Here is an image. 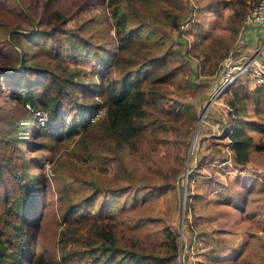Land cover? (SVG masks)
I'll return each mask as SVG.
<instances>
[{
    "label": "rangeland",
    "instance_id": "374dc122",
    "mask_svg": "<svg viewBox=\"0 0 264 264\" xmlns=\"http://www.w3.org/2000/svg\"><path fill=\"white\" fill-rule=\"evenodd\" d=\"M257 1L121 0L135 34L127 46L106 0H0V72L17 69L26 52L28 64L75 70L76 80L92 85L109 64L107 78L118 80L130 69L128 84L146 97L142 130L129 143L116 142L104 115L77 124L79 132L61 140L58 131L33 121L18 132L25 164L18 175L47 180L40 233L52 264L64 258L99 263L104 238L94 229L101 227L112 229L122 247L149 257L143 264H264V132L250 123L264 122V103L256 101L258 85L243 74L217 92L226 57L242 63L264 51V25L242 30ZM0 80L5 110L26 117L10 97L11 78ZM73 91L83 104H104L102 97ZM235 95L244 106L238 119L228 105ZM236 125L250 139L244 156L231 149ZM66 210L87 218L80 231L86 239L62 250L54 242ZM21 214L27 215L11 213L0 222L5 237L15 239L10 220ZM41 247L38 240L34 252ZM11 262L9 254L4 263Z\"/></svg>",
    "mask_w": 264,
    "mask_h": 264
},
{
    "label": "trees",
    "instance_id": "16d2710c",
    "mask_svg": "<svg viewBox=\"0 0 264 264\" xmlns=\"http://www.w3.org/2000/svg\"><path fill=\"white\" fill-rule=\"evenodd\" d=\"M106 6L110 10L112 25L119 41L128 46L135 34H132L131 28H128V17L122 9L121 0H106ZM25 42L29 43L27 39ZM25 55L26 52H23L18 58L20 62L17 69L4 68L0 72V77L11 78L10 97L12 101L22 105L23 112L27 115L22 117L6 111L0 99V115L5 119L0 124V191L2 203L7 204L0 210V222L5 224L8 221V215L11 213L19 211L24 214L27 213L26 217L21 214L19 217H13L10 220L13 226L14 240L11 237L10 239L5 237L6 233L0 230V264H5V257L9 254L12 255L11 264H52L51 260L49 261L44 254L47 252L45 248L46 237L40 233L42 214L39 209L43 207L41 205L47 180L44 178L40 182L34 176H29L30 179L26 180L18 175L17 171L22 166L25 167L20 159L21 148L18 132L33 121L41 129L58 131L56 132L59 134L57 138L61 140L78 133L77 124H89L90 121L86 119L87 116L92 115L102 105L105 110L99 115V118L105 116L107 130L116 142L129 143L142 130L143 124L141 122L145 115L143 105L146 97L142 88L135 84H128L127 77L130 74V69L121 70V78L111 80L106 76L108 64L105 70L99 69V76L98 73H95L99 83L91 82V85L76 80L74 78L77 76L75 70L68 74L46 70L38 65L28 64ZM134 72H140V70L136 69ZM75 88H79L80 92L90 99L104 98V104L102 102L81 103L73 91ZM256 91L258 95L256 101L264 103V90L257 87ZM240 96L235 95L234 98L228 99V105L231 108L229 112L236 119L241 116L242 107H244L237 104L242 99ZM25 104H29L34 109L47 110L49 123L43 127L39 126ZM67 113L72 118L71 122L68 123L65 122V114ZM250 123L255 129L264 132V122L251 121ZM63 128L66 129L61 130ZM242 133V126L232 127L231 149L244 156L248 154L247 146L250 144V139L247 136L243 138ZM24 142L28 143L29 141L24 139ZM27 162H35V158L25 163L27 164ZM35 202L37 203L35 204ZM11 206L15 207V210ZM31 210L33 211L32 214H30ZM74 212V210L70 212L66 210L62 215L63 227L59 230L58 237L54 242L62 250H65L69 243L75 246L79 240L86 239V236L80 231L86 228L85 220L87 218L82 217L81 220L77 217L74 218ZM94 230L104 238L103 242L99 243L103 248L100 251L103 254L101 256L103 259L96 264H143V262H149V257H145L143 253L124 248L117 243L112 229L101 227ZM38 240L43 247L38 253H35V244ZM168 241L170 245L168 250L172 249L173 255H175L177 252L175 237L170 236ZM54 264H74V259L67 260L64 258Z\"/></svg>",
    "mask_w": 264,
    "mask_h": 264
},
{
    "label": "built area",
    "instance_id": "2783aa9c",
    "mask_svg": "<svg viewBox=\"0 0 264 264\" xmlns=\"http://www.w3.org/2000/svg\"><path fill=\"white\" fill-rule=\"evenodd\" d=\"M253 25H264V0H259L258 4L253 9L246 13L242 21V30L244 33H248V29ZM241 34L242 31L239 32L238 38L241 37ZM231 51L234 50L232 49ZM242 74L252 78L254 83L264 90V51H257L242 63L240 60L230 61V57H226L222 62V80L217 88V92L222 93L235 77ZM25 105L32 113L34 121L39 126L43 127L49 123L48 114L44 110L39 108L34 109L29 104ZM103 110V108H99L98 111L87 116L86 119L95 121ZM68 120H70L69 115L66 116L65 122H68Z\"/></svg>",
    "mask_w": 264,
    "mask_h": 264
}]
</instances>
